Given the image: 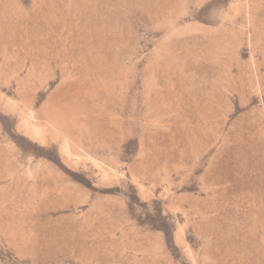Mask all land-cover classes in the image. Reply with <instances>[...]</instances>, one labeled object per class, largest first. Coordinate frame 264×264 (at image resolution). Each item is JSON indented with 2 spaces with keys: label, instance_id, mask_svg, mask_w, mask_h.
Wrapping results in <instances>:
<instances>
[{
  "label": "rangeland",
  "instance_id": "1",
  "mask_svg": "<svg viewBox=\"0 0 264 264\" xmlns=\"http://www.w3.org/2000/svg\"><path fill=\"white\" fill-rule=\"evenodd\" d=\"M0 264H264V0H0Z\"/></svg>",
  "mask_w": 264,
  "mask_h": 264
}]
</instances>
